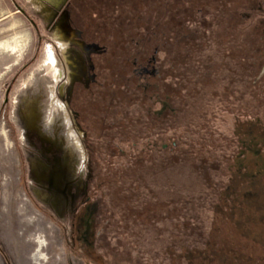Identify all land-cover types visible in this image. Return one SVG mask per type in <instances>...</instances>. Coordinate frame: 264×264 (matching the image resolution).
Instances as JSON below:
<instances>
[{
  "label": "rangeland",
  "instance_id": "1",
  "mask_svg": "<svg viewBox=\"0 0 264 264\" xmlns=\"http://www.w3.org/2000/svg\"><path fill=\"white\" fill-rule=\"evenodd\" d=\"M14 1L37 30L0 0V264H173L211 235L254 252L211 206L210 183L229 182L223 163L191 154L230 153L232 121L264 110V0H100L87 19L100 27L96 77L70 105L65 0ZM148 56L175 84L163 114L148 97L156 79L135 76Z\"/></svg>",
  "mask_w": 264,
  "mask_h": 264
},
{
  "label": "trees",
  "instance_id": "2",
  "mask_svg": "<svg viewBox=\"0 0 264 264\" xmlns=\"http://www.w3.org/2000/svg\"><path fill=\"white\" fill-rule=\"evenodd\" d=\"M11 1L20 11L21 8L15 1ZM260 1H257V5L260 4ZM169 25H166V23L159 25L156 33L165 36L172 33V28ZM37 54L38 51L35 52L28 63L13 74L8 82V90L23 71L36 60ZM135 76L139 77L140 75L136 74ZM141 76L156 79L155 90L149 92L148 97H155L159 102L161 101L163 110L160 114H163V111L168 108V102L176 96L177 92L173 88L175 84L170 82L163 84L164 78L159 72H155L153 75L143 74ZM259 111L260 113L256 110L246 112L241 114L242 119L238 118L232 121L230 129L226 130L228 131L227 146L230 150L232 149L230 153L220 152L218 156L210 155L211 157L208 158L197 152H194V155L191 154L193 158L197 159L195 161L201 163L200 167H205L210 159L212 161L215 159V165L223 163V168L226 169L229 175V182L225 185L210 183L209 187H214L216 191V199L211 206H214V213L219 219L230 224L233 223L239 235L253 244L254 252H242L237 243L233 241H229V243L220 242L219 239L215 238V235H211L210 240L207 242L208 246L204 250L193 248L186 251L182 248L181 253L175 252L173 264H180L181 260L185 264H264V110ZM156 115L158 114L156 113ZM177 138L175 136L169 141V149L176 156H181L185 153L180 148L181 143ZM204 143H206V139H202L200 142L202 146ZM209 145L214 147V142L209 141ZM160 150L164 151L165 149ZM211 151H214V149H211ZM198 173L204 182L207 184L210 182L207 171L201 170ZM255 200L260 201V207L255 206ZM216 231L214 227L213 232ZM259 251L260 253H258ZM226 252L228 253L224 255ZM170 253L173 254L174 251L172 250Z\"/></svg>",
  "mask_w": 264,
  "mask_h": 264
},
{
  "label": "flooded vegetation",
  "instance_id": "3",
  "mask_svg": "<svg viewBox=\"0 0 264 264\" xmlns=\"http://www.w3.org/2000/svg\"><path fill=\"white\" fill-rule=\"evenodd\" d=\"M100 2V0H65L62 5V8H65L67 12L66 26L70 29L71 32H75V34L72 33L70 37L73 45L70 52L72 51V49L76 51L73 52L76 57L73 54V56L71 55V71L68 72L70 76L65 86V100L67 101V103H69V105L70 103H72L74 95H76V93L81 94L84 89H88L94 83V79L96 77L93 60L95 56L100 55V27L98 21V23L96 24V28L92 31L90 29L92 25L87 22V19L91 18V16L88 17V14L90 12H94L92 16L93 18L91 19H93L92 21H96L94 20V18L99 12L98 9L100 6ZM20 12L25 19L32 22L33 27L37 30L36 25L29 17V15L22 8ZM94 26L95 25H93V27ZM145 59H147L146 62L144 64H140L141 66L135 69V73L138 75H143L146 73L153 75L154 69L152 63L154 62L155 57L148 56ZM10 88L9 90L8 87L6 88V96L8 95ZM75 114L77 115V117H79L78 112ZM71 198L73 199V196Z\"/></svg>",
  "mask_w": 264,
  "mask_h": 264
},
{
  "label": "bare ground",
  "instance_id": "4",
  "mask_svg": "<svg viewBox=\"0 0 264 264\" xmlns=\"http://www.w3.org/2000/svg\"><path fill=\"white\" fill-rule=\"evenodd\" d=\"M52 60H54V59H52ZM60 75H61L60 66H56V78L55 79L59 78ZM49 91H50V96H53L52 95V88H50ZM54 105H55V107H57L62 112V114H64L65 122H67V115H65L66 112H65L64 107L62 105H59V104H54Z\"/></svg>",
  "mask_w": 264,
  "mask_h": 264
}]
</instances>
